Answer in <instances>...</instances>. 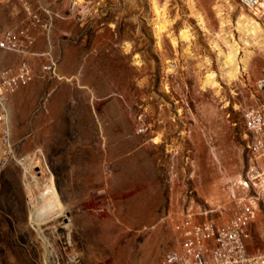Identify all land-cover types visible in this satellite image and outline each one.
I'll return each instance as SVG.
<instances>
[{
    "label": "rangeland",
    "instance_id": "obj_1",
    "mask_svg": "<svg viewBox=\"0 0 264 264\" xmlns=\"http://www.w3.org/2000/svg\"><path fill=\"white\" fill-rule=\"evenodd\" d=\"M48 2L63 16L50 36L0 51V71L34 72L9 99L0 264H156L179 247L182 213L230 220L247 194L244 113L264 105L263 14L240 0ZM24 24L0 3V31ZM48 178L58 209L41 200ZM251 231L264 253V212Z\"/></svg>",
    "mask_w": 264,
    "mask_h": 264
},
{
    "label": "built area",
    "instance_id": "obj_2",
    "mask_svg": "<svg viewBox=\"0 0 264 264\" xmlns=\"http://www.w3.org/2000/svg\"><path fill=\"white\" fill-rule=\"evenodd\" d=\"M17 2L26 13V24L0 31V51L30 55L36 46L39 31L48 37L57 18L49 0H0V3ZM247 9L261 8L264 0H240ZM80 0H73V7ZM34 80V72L27 62L0 71V173L14 158L11 141L9 99ZM264 92V68L258 81ZM244 122L250 134V159L242 188L243 197H233L235 210L230 220L218 224L214 220L196 221L188 211L173 222L179 237V247L163 255L156 264H264V253H250L252 225L259 213L264 212V105L247 109Z\"/></svg>",
    "mask_w": 264,
    "mask_h": 264
},
{
    "label": "bare ground",
    "instance_id": "obj_3",
    "mask_svg": "<svg viewBox=\"0 0 264 264\" xmlns=\"http://www.w3.org/2000/svg\"><path fill=\"white\" fill-rule=\"evenodd\" d=\"M255 10L261 12L263 14V11L261 8H254ZM43 182V181H42ZM44 183V182H43ZM43 188H41L40 190H42L41 192V200H43V202L46 205H53L55 209L60 208V204H59V200L57 197V194L55 192L54 186L52 184V181L50 178L45 180V184L42 186ZM44 199H46V201H44Z\"/></svg>",
    "mask_w": 264,
    "mask_h": 264
}]
</instances>
